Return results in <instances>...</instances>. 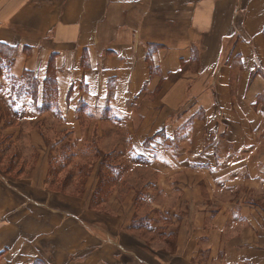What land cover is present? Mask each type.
<instances>
[{"label":"crops","instance_id":"1","mask_svg":"<svg viewBox=\"0 0 264 264\" xmlns=\"http://www.w3.org/2000/svg\"><path fill=\"white\" fill-rule=\"evenodd\" d=\"M3 81L0 264H264V0H0ZM109 111L163 230L118 183L90 212L93 173L78 197L48 181L51 125Z\"/></svg>","mask_w":264,"mask_h":264},{"label":"rangeland","instance_id":"2","mask_svg":"<svg viewBox=\"0 0 264 264\" xmlns=\"http://www.w3.org/2000/svg\"><path fill=\"white\" fill-rule=\"evenodd\" d=\"M0 85L4 87L7 86V83L3 81ZM6 92V89L0 92V117H9L7 110H4L8 102V93ZM1 96H3L2 100ZM20 112L23 116L22 121L25 122V117H29L30 112L27 110ZM108 116L109 122L107 123L99 122V124L91 125L89 124L91 122L89 119L84 120L83 125H81V133L79 132L77 135H74L69 130L62 131L59 125H54L52 123L55 122L51 121L50 131L47 132V136L44 134V144L48 148H51V157L49 158L51 170L48 175V181L56 182L59 192L67 188L68 193L73 191L75 193L74 196L78 197L79 195L81 196L84 181L93 173L94 181H97V184L95 189L90 191L92 193L89 207L90 212L98 210V206L104 203L112 194L115 188L114 184L117 185L118 183L119 189H116L117 192L124 193L125 191L129 192L133 190L135 210L140 215L139 220H137L139 225L144 230H163L168 225L165 223L166 220H163L162 216L158 218L151 216L152 208L149 207L148 201L152 199L158 204H162L165 202V195H156L153 192L152 196H148L145 186L146 180L148 181V175L133 167L135 163H145L148 160L131 151L129 147L130 143L122 137L126 132L124 127L115 128L119 126V124H114L115 119H117L116 114L109 111ZM14 124H18L17 127L23 131L21 149L26 156L21 158V161L27 166L34 159L27 149L29 142L23 140L26 139L25 135L29 127L26 125V122L21 125L19 122H15ZM98 131H100V137ZM3 147L8 150L3 151V155L0 157L1 172L8 168V166L13 165V162L15 163V160H17L7 157L9 150L12 154L16 153L13 147L6 146V144ZM118 148L122 152H119ZM16 165H19V163H16ZM118 195L116 197L123 196V194ZM59 207L61 210L67 208L64 205H59ZM80 207L81 204L74 205V208ZM105 208L107 213H109L110 206ZM131 208L134 209V206H131ZM188 208L186 207V210ZM135 222L136 220L132 225Z\"/></svg>","mask_w":264,"mask_h":264}]
</instances>
